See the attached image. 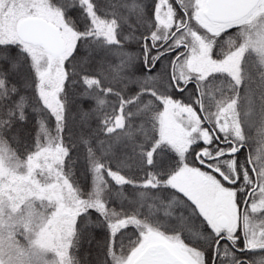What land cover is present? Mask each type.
I'll list each match as a JSON object with an SVG mask.
<instances>
[{"label": "snow or ice", "instance_id": "1", "mask_svg": "<svg viewBox=\"0 0 264 264\" xmlns=\"http://www.w3.org/2000/svg\"><path fill=\"white\" fill-rule=\"evenodd\" d=\"M0 264H264V0H0Z\"/></svg>", "mask_w": 264, "mask_h": 264}, {"label": "rangeland", "instance_id": "2", "mask_svg": "<svg viewBox=\"0 0 264 264\" xmlns=\"http://www.w3.org/2000/svg\"><path fill=\"white\" fill-rule=\"evenodd\" d=\"M252 135H253V136H255V135H256V132H255V130L252 132Z\"/></svg>", "mask_w": 264, "mask_h": 264}, {"label": "trees", "instance_id": "3", "mask_svg": "<svg viewBox=\"0 0 264 264\" xmlns=\"http://www.w3.org/2000/svg\"><path fill=\"white\" fill-rule=\"evenodd\" d=\"M13 147H15V145H13Z\"/></svg>", "mask_w": 264, "mask_h": 264}]
</instances>
